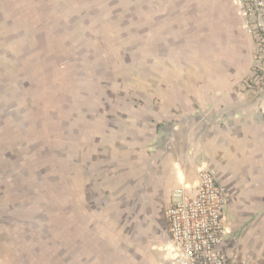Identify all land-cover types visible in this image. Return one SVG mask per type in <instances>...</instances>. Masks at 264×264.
Listing matches in <instances>:
<instances>
[{"label": "crops", "instance_id": "0c3cea01", "mask_svg": "<svg viewBox=\"0 0 264 264\" xmlns=\"http://www.w3.org/2000/svg\"><path fill=\"white\" fill-rule=\"evenodd\" d=\"M0 14L7 25L20 17L14 31L25 39L18 47L38 28L35 42L42 36L52 50L39 61L40 78L49 75L41 85L49 80L51 93L26 101L28 125L50 129L47 140L63 124L81 125L80 152L66 149L67 159L80 153L86 161L89 204L113 210L115 228L131 245L130 264L133 228L145 230L149 250L165 264L174 263L167 210L179 189H195L203 168L215 172L227 197L220 250L238 264H264V91L242 84L252 45L240 35L245 19L236 0H0ZM31 15L38 21L22 28ZM213 36L230 54L208 48ZM124 77L135 81L127 90ZM58 86L68 93L43 119ZM73 99L82 101L73 108H81L79 121L69 119ZM6 239L0 233V264H27Z\"/></svg>", "mask_w": 264, "mask_h": 264}, {"label": "rangeland", "instance_id": "374dc122", "mask_svg": "<svg viewBox=\"0 0 264 264\" xmlns=\"http://www.w3.org/2000/svg\"><path fill=\"white\" fill-rule=\"evenodd\" d=\"M17 18L11 15L8 21L10 25H7L5 17L0 14V42L4 38L7 43L6 47L0 46V233L7 238L10 248L18 249V258L26 260L27 264H82L83 261L87 262V258L91 263L97 259L101 264H130L128 256L131 245L129 240H125L127 245L124 244L121 232L115 228L113 210L92 208L89 204L92 201L89 197L91 183L83 167L86 161L81 159L80 153H71L74 159H67L66 149L80 152V147H75V143L81 141L83 136L81 125L69 120L72 125H77L70 128L72 125L65 127L67 124H63L64 128L55 131L48 140L46 137L49 135L47 133L52 132L50 129L41 131L43 125L40 123L34 125L35 128L28 125L32 116L31 113L27 114V107L30 106L24 105L26 101L34 98L32 96L35 94L39 99H45V95L51 93L49 80L48 85H41L49 75L43 71L45 78H40L42 65L39 61L50 56L52 50L44 45L42 36L35 42L38 28L29 30L31 40L26 39L25 45L18 47L25 38L22 32L14 31L19 28L20 17ZM244 19L245 22L239 23L238 27L243 40L251 42L252 59L248 64L249 69H243L247 73L242 84L264 91V31L250 32L245 28ZM35 21H38L37 16L31 15L24 19L21 27L29 28ZM46 23L41 34L46 30ZM13 37L20 39L13 41ZM213 39V42H209V49L217 46L222 52L230 54L226 41L222 38L215 41L214 36ZM236 56L239 58V55ZM4 57L8 60L6 63ZM244 61L245 58L243 64ZM121 82L126 90L135 84L129 77H124ZM66 89L59 86L52 89L53 93L55 91L54 98L47 96V101L53 102L51 106L46 103L48 106H45V110L50 111L41 114L45 116H42L43 119L49 120L55 102L62 104L60 100L67 95ZM79 97L81 99V95ZM72 101L75 107L69 109V119L79 121L82 119L79 113L81 108H78V112H73V108L77 109L76 105L80 106L82 101ZM51 140L54 143H50ZM95 222H98L97 230L93 228ZM145 234V230L136 232L133 228V264H165V258L155 248L149 250L150 242L143 239Z\"/></svg>", "mask_w": 264, "mask_h": 264}, {"label": "built area", "instance_id": "2783aa9c", "mask_svg": "<svg viewBox=\"0 0 264 264\" xmlns=\"http://www.w3.org/2000/svg\"><path fill=\"white\" fill-rule=\"evenodd\" d=\"M245 28L264 31V0H237ZM178 200L167 210L169 230L177 249V264H238L220 250L227 232L224 214L225 189L215 172L203 168L200 180L191 192L177 191Z\"/></svg>", "mask_w": 264, "mask_h": 264}]
</instances>
